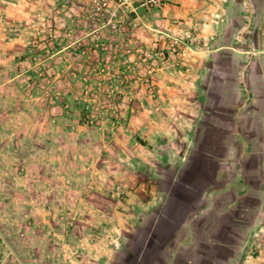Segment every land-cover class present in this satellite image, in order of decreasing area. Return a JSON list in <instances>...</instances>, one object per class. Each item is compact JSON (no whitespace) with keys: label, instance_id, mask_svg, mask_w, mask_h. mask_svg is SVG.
Segmentation results:
<instances>
[{"label":"rangeland","instance_id":"obj_1","mask_svg":"<svg viewBox=\"0 0 264 264\" xmlns=\"http://www.w3.org/2000/svg\"><path fill=\"white\" fill-rule=\"evenodd\" d=\"M0 4V264H264V0ZM42 66L121 116L51 114Z\"/></svg>","mask_w":264,"mask_h":264},{"label":"trees","instance_id":"obj_2","mask_svg":"<svg viewBox=\"0 0 264 264\" xmlns=\"http://www.w3.org/2000/svg\"><path fill=\"white\" fill-rule=\"evenodd\" d=\"M84 67H81L78 72L81 73ZM41 68L44 72H40L41 76H36L37 78L34 80L39 88L44 89V92L48 94L45 100L50 99V101L48 100L46 108L48 111L53 110V112L49 111L51 114L74 117L73 119L82 122H89L92 117L100 118L104 114L118 120L117 115H120L122 107L117 106L120 85H118L116 76L114 79L101 80L98 77H93L94 74L92 76L90 74V79L81 81L79 85L74 82L63 83V85L57 86V90L52 93L46 89L49 84L45 78L49 72L45 71L46 68L43 66ZM96 101H99V104Z\"/></svg>","mask_w":264,"mask_h":264},{"label":"crops","instance_id":"obj_3","mask_svg":"<svg viewBox=\"0 0 264 264\" xmlns=\"http://www.w3.org/2000/svg\"><path fill=\"white\" fill-rule=\"evenodd\" d=\"M0 10L5 11L4 6L2 4H0ZM4 11H3V13L2 12L0 13V37H2V40H0V47H3V48H4V46H8L9 44H11L10 39H12V36L5 34V32H3V31H10L7 27H9L10 25H14L13 22L15 20H17L12 15H9V14L6 15L4 13ZM202 231L203 230L201 228L200 232H202ZM195 239L197 240V238H195ZM196 240H195V243H198V242H196ZM199 241H201V240L199 239ZM174 255H176L175 252L162 254V256H164V257L160 259L162 261L161 263L162 264H179L180 261L184 262V264H191L192 263L191 259L187 260L186 258H182L181 256L174 257Z\"/></svg>","mask_w":264,"mask_h":264}]
</instances>
